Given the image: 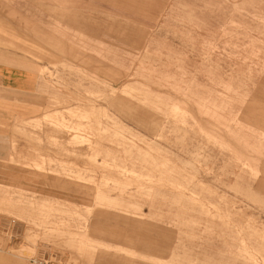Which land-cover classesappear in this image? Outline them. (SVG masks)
Listing matches in <instances>:
<instances>
[{
  "label": "rangeland",
  "instance_id": "rangeland-1",
  "mask_svg": "<svg viewBox=\"0 0 264 264\" xmlns=\"http://www.w3.org/2000/svg\"><path fill=\"white\" fill-rule=\"evenodd\" d=\"M0 63L31 72L14 104L43 125L0 123V172L47 159L64 174L32 176V193L60 186L46 192L69 208V243L32 242L31 216L0 202V249L30 264H73L71 245L264 264V0H0ZM59 110L67 140L41 118Z\"/></svg>",
  "mask_w": 264,
  "mask_h": 264
},
{
  "label": "crops",
  "instance_id": "crops-1",
  "mask_svg": "<svg viewBox=\"0 0 264 264\" xmlns=\"http://www.w3.org/2000/svg\"><path fill=\"white\" fill-rule=\"evenodd\" d=\"M30 73L31 72H26V70L19 67L0 63V123L3 120H7L9 117L11 118L16 115L18 117V122L26 120L30 122L32 120V126H36L38 128H40V126L43 127V125L40 124L41 120L37 116L22 119L20 106L14 104L16 100L14 99V94L12 93L13 91H27L32 88V78ZM17 101L19 102L20 99H17ZM59 111L61 116L60 120H55V114H49L48 112H44L41 118L48 123L44 125L45 128L49 127V130L53 131L56 130V128H59V132L66 131L68 136L64 139L67 140L69 137L67 129L68 122L65 123L62 121L67 117V114L66 111L65 114H63L61 110ZM35 152L36 151H32V153ZM34 156L37 158L38 155ZM47 156L41 155V158H47ZM21 158H24V160H22L23 162H21V164H25L21 165L23 168H25L24 166H29L33 167L34 170H30V168H28L27 171L24 170L25 172H22L20 166H17L19 170H15L13 166V170H10L12 172H0V202H11L9 204L14 207H18L23 215L26 214L31 216L32 242H37V236L43 237L45 233L51 235L56 234V232H60L68 242L67 234H69V230H65V224L68 222L69 208L68 204L63 203L68 202V200L63 197H54L52 193L46 191L59 190L63 195V192H65V194H67V192L60 186H51L44 183L42 187L44 192L39 193L36 186V191L32 193V176L37 179V175L64 174V171L60 170L62 169L61 167L56 168L51 166V164L46 165L47 159H44V166H32V154L29 156L21 155ZM18 164H20V162ZM46 166H49V169H47ZM25 173L30 175L26 178L28 183L26 186L19 182L20 176ZM97 197L103 199L104 195L97 193L96 198ZM110 202L119 201L113 198L110 199ZM69 247V259H71L73 264H160L158 262L150 263L147 257L148 252L137 253L134 249V252H132V250L129 252L126 248L123 249L117 247L90 248L73 245ZM143 249L144 251L146 250V248ZM1 253H8L12 256V260L18 264L19 262L20 264H30L29 257L27 255H23L22 252H13L9 250L4 251L3 249H0V254Z\"/></svg>",
  "mask_w": 264,
  "mask_h": 264
},
{
  "label": "bare ground",
  "instance_id": "bare-ground-1",
  "mask_svg": "<svg viewBox=\"0 0 264 264\" xmlns=\"http://www.w3.org/2000/svg\"><path fill=\"white\" fill-rule=\"evenodd\" d=\"M182 188H183V187H182ZM34 247H35V246H34ZM42 250H43V249H42ZM37 254H38V253H37ZM33 257H34V256H33ZM34 258H35V257H34ZM36 258H37V257H36ZM38 258H39V256H38ZM39 259H40V258H39ZM39 259H38V260H39ZM32 262H33V261H32ZM33 263H34V262H33ZM33 263H32V264H33ZM36 263H37V260H36ZM34 264H35V263H34ZM37 264H38V263H37Z\"/></svg>",
  "mask_w": 264,
  "mask_h": 264
}]
</instances>
